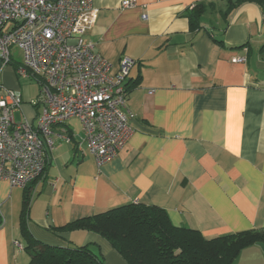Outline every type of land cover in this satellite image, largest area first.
I'll return each mask as SVG.
<instances>
[{
	"label": "crops",
	"instance_id": "obj_1",
	"mask_svg": "<svg viewBox=\"0 0 264 264\" xmlns=\"http://www.w3.org/2000/svg\"><path fill=\"white\" fill-rule=\"evenodd\" d=\"M124 1H133L123 8ZM96 23L85 40L114 67L135 61L127 86L133 135L99 167L80 122L53 128L54 148L43 175L27 189L0 180V264H29L26 226L51 246L92 245L105 264H128L104 239L84 230L59 231L80 219L130 204L158 207L171 224L210 240L264 229V9L245 3L226 14L228 0H93ZM204 6L200 28L189 15ZM145 17V18H144ZM0 81L18 92L16 122L36 125L40 85L18 74L12 49ZM246 62L234 64L233 60ZM153 92L152 94H150ZM23 249H17L14 242ZM233 264H264V245Z\"/></svg>",
	"mask_w": 264,
	"mask_h": 264
},
{
	"label": "built area",
	"instance_id": "obj_2",
	"mask_svg": "<svg viewBox=\"0 0 264 264\" xmlns=\"http://www.w3.org/2000/svg\"><path fill=\"white\" fill-rule=\"evenodd\" d=\"M134 5L122 3L123 8ZM96 18L93 0H0L2 67L11 64V50H19L18 74L39 83L43 106L35 126L16 122L22 96L0 81V180L11 188L27 189L43 175L57 125L78 120L99 167L115 159L131 139L127 80L135 61L124 57L114 72L85 40ZM14 246L23 249L17 241Z\"/></svg>",
	"mask_w": 264,
	"mask_h": 264
},
{
	"label": "trees",
	"instance_id": "obj_3",
	"mask_svg": "<svg viewBox=\"0 0 264 264\" xmlns=\"http://www.w3.org/2000/svg\"><path fill=\"white\" fill-rule=\"evenodd\" d=\"M250 2L258 3L264 9V0H228L226 14ZM204 12L205 7L201 6L189 15L192 28H200ZM127 90H130L128 86ZM29 204L26 195L21 233L28 245L29 264H105L92 245L60 247L34 240L26 226ZM57 230L90 232L107 241L128 264H233L242 250L264 245V229L208 240L198 231L173 226L164 210L144 204L126 205Z\"/></svg>",
	"mask_w": 264,
	"mask_h": 264
}]
</instances>
